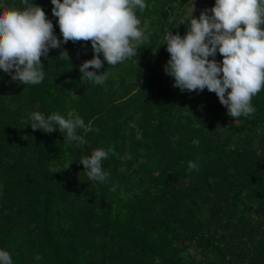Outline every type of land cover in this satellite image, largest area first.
Wrapping results in <instances>:
<instances>
[{
  "label": "trees",
  "instance_id": "16d2710c",
  "mask_svg": "<svg viewBox=\"0 0 264 264\" xmlns=\"http://www.w3.org/2000/svg\"><path fill=\"white\" fill-rule=\"evenodd\" d=\"M144 2L135 14L147 39L137 55L89 69L109 74L103 84L81 78L88 41L50 49L37 85L0 70V250L12 264H264V89L253 114L233 118L215 93L174 87L163 35L186 33L191 0ZM28 3L62 40L51 0ZM25 7L0 0V10ZM33 112H72L92 130L68 143L58 129L33 130ZM97 149L108 152L104 182L78 162Z\"/></svg>",
  "mask_w": 264,
  "mask_h": 264
},
{
  "label": "clouds",
  "instance_id": "9594fccd",
  "mask_svg": "<svg viewBox=\"0 0 264 264\" xmlns=\"http://www.w3.org/2000/svg\"><path fill=\"white\" fill-rule=\"evenodd\" d=\"M198 1L193 4L191 0L183 36L171 31L163 35L170 57L165 72L181 91L215 93L228 116H250L255 111L252 98L264 89V0H215L196 18L192 13ZM22 3L26 5L22 10H0V70L22 85L40 84L45 75L41 58L68 41L90 42L93 57L79 66V72L81 78L103 84L109 74L89 69L99 70L105 61L115 66L137 55L136 48L147 39L135 14L136 9L147 7L144 0H51L62 40L41 7L28 0ZM217 53L220 62L215 59ZM60 56L69 59L66 50ZM30 118L33 130L51 133L58 129L66 142L78 145L86 141L77 129L92 130L72 112L68 118L58 113L46 118L33 112ZM107 156L108 152L97 149L78 162L90 180L104 182L108 174L102 161ZM188 168L197 169V165L190 161ZM0 264H12L7 251L0 250Z\"/></svg>",
  "mask_w": 264,
  "mask_h": 264
},
{
  "label": "built area",
  "instance_id": "2783aa9c",
  "mask_svg": "<svg viewBox=\"0 0 264 264\" xmlns=\"http://www.w3.org/2000/svg\"><path fill=\"white\" fill-rule=\"evenodd\" d=\"M196 11L200 14V12L202 10H205V9H210L211 6L210 4H208L207 2H204V1H198L197 4H196Z\"/></svg>",
  "mask_w": 264,
  "mask_h": 264
},
{
  "label": "crops",
  "instance_id": "0c3cea01",
  "mask_svg": "<svg viewBox=\"0 0 264 264\" xmlns=\"http://www.w3.org/2000/svg\"><path fill=\"white\" fill-rule=\"evenodd\" d=\"M194 4V3H193Z\"/></svg>",
  "mask_w": 264,
  "mask_h": 264
}]
</instances>
